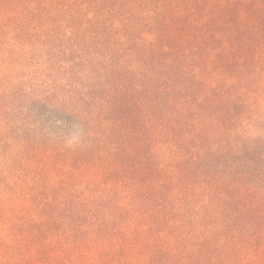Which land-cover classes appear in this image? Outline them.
<instances>
[{
  "label": "trees",
  "instance_id": "trees-1",
  "mask_svg": "<svg viewBox=\"0 0 264 264\" xmlns=\"http://www.w3.org/2000/svg\"><path fill=\"white\" fill-rule=\"evenodd\" d=\"M0 264H264V0H0Z\"/></svg>",
  "mask_w": 264,
  "mask_h": 264
}]
</instances>
